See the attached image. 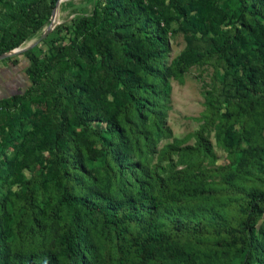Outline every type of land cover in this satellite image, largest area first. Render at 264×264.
<instances>
[{"label": "trees", "instance_id": "1", "mask_svg": "<svg viewBox=\"0 0 264 264\" xmlns=\"http://www.w3.org/2000/svg\"><path fill=\"white\" fill-rule=\"evenodd\" d=\"M57 2H19L12 20L0 28V55L40 32ZM237 4V11L229 16L215 12L214 0H169L168 4L166 0H95L91 14L78 20L71 43L55 47L52 56L60 66L80 59L89 73L87 82L72 81L64 70H51L49 62L30 51L23 53L30 90L46 86L48 95H59L61 86L68 104L54 109L58 114L53 120L26 132L17 156L0 164L11 184L18 186L31 185L25 172L39 168L59 185L61 194L58 199L51 197L44 182L36 190L15 191L9 200L11 213L0 200V264H264V145L256 153L246 151L236 167L238 173L253 171L251 186L232 188L236 195L225 196L220 212L186 218L170 214L167 230L154 218L180 200L147 162L155 151L154 141L162 136L161 84L178 70L213 63L229 71L222 81L231 95L227 122L264 108V0H237ZM170 8L188 28L208 36L209 43L204 38L189 41L166 69L162 59L167 40L161 21ZM131 65L135 72L127 74ZM100 87L104 90L95 98ZM30 90L0 103L20 106ZM148 114L152 126L146 130L133 118L143 122ZM13 120L8 117L0 124V133L6 129L0 140L3 149L26 122L21 113ZM91 123L104 124V130L91 128ZM89 133L95 137L105 133L99 147ZM135 157L137 162L132 161ZM94 163L102 172L91 176L85 165ZM127 166L136 172L135 193L120 190ZM232 181L227 176L225 184L229 187ZM89 182L106 189L112 186L117 194L90 192ZM209 192L200 195L207 199ZM188 204L196 210L193 199ZM20 211L30 214L37 236L24 249L17 245ZM93 217L108 237L96 229ZM57 220L63 225L53 244H45L46 222ZM199 237L207 241L196 242Z\"/></svg>", "mask_w": 264, "mask_h": 264}, {"label": "rangeland", "instance_id": "2", "mask_svg": "<svg viewBox=\"0 0 264 264\" xmlns=\"http://www.w3.org/2000/svg\"><path fill=\"white\" fill-rule=\"evenodd\" d=\"M26 1L0 0V28L12 20L18 3ZM94 2L95 0H58L53 22L50 23L49 17L43 29L25 41L18 50L28 48L27 51L39 56L41 60L49 62L51 70L55 68L61 72L64 70L72 81L87 82L89 73L80 65V59H77L75 63L71 60L65 61L60 66L56 60L52 59V56L55 47L71 43L78 20L80 17L91 14ZM214 2L216 13L220 12L231 16L238 9L237 0H214ZM168 3L169 0H166V4ZM155 12L157 11L155 10ZM161 26L165 30L167 40V51L162 59V64L166 69L172 67L189 41L204 38L209 43L208 36L195 33L188 28L183 23L181 16L171 8L162 19ZM48 28L49 32L40 39ZM1 37L0 29V40ZM25 51L11 54L0 60V86H20L18 89L6 87L5 92L0 93V100L22 94L32 87L25 75L28 66L27 59L23 55ZM13 61L15 65L11 63ZM127 70V74L135 72L132 65L128 66ZM229 76V71L219 64H201L178 70L174 75L166 77L164 83L161 84L163 99L159 106L162 136L154 141L156 148L147 162L150 169L169 185L173 194L180 200L177 206L173 204L172 207H167L154 218L158 223L164 224L166 230L168 229L166 218L170 214L180 213L186 218L188 216L200 217L208 212H220L225 196L233 198V195H236V192L231 191L232 188L239 191L244 186L253 184V171L238 173L236 167L246 151L251 150L256 153L259 146L264 145V108L249 116L227 122L226 115L229 112L227 103L230 102L231 95L228 92L229 86H225L226 83H222V81L227 80ZM59 90L61 91L59 95L58 93L48 95L46 86L34 87L20 106L12 108L2 106L0 103V124L8 117L13 122L17 113H21L26 118L19 133L8 138L9 146L5 149L0 146V162L16 157L18 147L23 142V135L34 126L53 120L54 116L58 114L54 109L58 110L68 104L61 86H59ZM103 90L100 87L95 98H98ZM148 116L143 122L137 118L133 119L138 125H145L148 130L152 126V117L150 114ZM104 127V124L101 123H91V128L98 131L104 130ZM124 128H127L126 125ZM76 130L81 133L79 129ZM89 134L94 144L99 147L105 133L99 137ZM5 135L6 129L0 133V140ZM44 156L47 158L48 154L44 153ZM132 161L137 162V157L132 158ZM46 163L48 162L46 161ZM85 168L91 176L102 172L98 163L86 164ZM126 168L122 176L120 190L126 194L135 193L137 188L136 172L128 169V166ZM25 176L31 185H13L0 164V200H4L9 213L12 212L9 200L13 192L22 189L36 190L43 182L49 185L48 194L51 197L59 198L61 188L55 182L46 179V175L39 168L26 171ZM227 176H231L233 179L229 187L225 184ZM87 186V190L90 192H101L113 196L117 194L112 186L106 189L103 185L91 182ZM193 188H196L194 192L190 191ZM209 190L211 192L207 194V199L204 198L206 196L200 195L202 191L208 192ZM192 199L195 201L196 210L188 204ZM17 217L19 219L17 245L24 249L27 244L32 242V236L34 235L33 238H37V236L32 222L29 220L30 214L20 211ZM91 221L96 222V229L99 232L102 231L104 235L109 236L97 217H93ZM62 225L60 220L46 222V233L43 235L45 244H53ZM186 238L188 237L183 238L182 241ZM206 238L199 237L196 242L204 244L207 241ZM178 240L174 237V243L177 246L176 241Z\"/></svg>", "mask_w": 264, "mask_h": 264}, {"label": "water", "instance_id": "3", "mask_svg": "<svg viewBox=\"0 0 264 264\" xmlns=\"http://www.w3.org/2000/svg\"><path fill=\"white\" fill-rule=\"evenodd\" d=\"M56 7H57V4H56ZM56 7L54 8V10L52 11V13H51V16H50V23H52L53 22V20H54V16H55V10H56ZM49 28L46 30V32L44 33V34H42V36L40 37V39H42L44 36H46V34L49 32ZM28 48H25V49H22V50H18V49H15V50H13L10 54H2V55H0V60L1 59H4V58H6V57H8V56H10L11 54H16V53H19V52H21V51H25V50H27Z\"/></svg>", "mask_w": 264, "mask_h": 264}, {"label": "crops", "instance_id": "4", "mask_svg": "<svg viewBox=\"0 0 264 264\" xmlns=\"http://www.w3.org/2000/svg\"><path fill=\"white\" fill-rule=\"evenodd\" d=\"M6 87H7V88H12V89H14V88L18 89L20 86H0V93H1L2 91L5 92ZM4 92H2V93H4ZM13 93H15V92H13ZM11 94H12V93H11Z\"/></svg>", "mask_w": 264, "mask_h": 264}]
</instances>
